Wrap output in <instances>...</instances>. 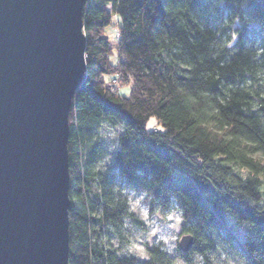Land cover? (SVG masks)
Segmentation results:
<instances>
[{
	"label": "trees",
	"instance_id": "16d2710c",
	"mask_svg": "<svg viewBox=\"0 0 264 264\" xmlns=\"http://www.w3.org/2000/svg\"><path fill=\"white\" fill-rule=\"evenodd\" d=\"M84 13L87 71L68 142L70 264H214L219 248L264 264V0H86ZM104 123L119 132L112 151ZM131 192L152 213L177 208L191 250L123 253L126 218L143 224Z\"/></svg>",
	"mask_w": 264,
	"mask_h": 264
},
{
	"label": "water",
	"instance_id": "95a60500",
	"mask_svg": "<svg viewBox=\"0 0 264 264\" xmlns=\"http://www.w3.org/2000/svg\"><path fill=\"white\" fill-rule=\"evenodd\" d=\"M86 0H0V264H70V111ZM192 235L179 242L183 252Z\"/></svg>",
	"mask_w": 264,
	"mask_h": 264
},
{
	"label": "rangeland",
	"instance_id": "374dc122",
	"mask_svg": "<svg viewBox=\"0 0 264 264\" xmlns=\"http://www.w3.org/2000/svg\"><path fill=\"white\" fill-rule=\"evenodd\" d=\"M117 21L118 17L115 15L114 23L106 30V33L111 38L117 33V27H115ZM107 77H111V74L107 75ZM119 89L121 93L127 95L130 92V85L121 84ZM153 120L156 121L155 118H152L151 122ZM100 135L107 147L112 151L116 147L119 136L118 130L104 123L100 127ZM131 206L142 220L143 224L138 225L130 221L126 222L123 240L121 242L116 241V243L122 247L123 253L136 256L143 260L148 258V245L163 244V246L175 256L182 235L180 234L182 220L181 212L177 208H173L166 213L159 211L152 213L140 196L132 198ZM233 222L237 224L236 218L233 219ZM212 257L214 264H241L237 260L238 256L227 254L225 251H222V248H219Z\"/></svg>",
	"mask_w": 264,
	"mask_h": 264
},
{
	"label": "bare ground",
	"instance_id": "6f19581e",
	"mask_svg": "<svg viewBox=\"0 0 264 264\" xmlns=\"http://www.w3.org/2000/svg\"><path fill=\"white\" fill-rule=\"evenodd\" d=\"M84 16H85V13H84ZM84 33H85V30H84ZM118 33V32H117ZM117 33L113 36V38L114 37H117ZM87 51V50H86ZM86 59H87V56H86ZM76 94V93H75ZM75 97V96H74ZM74 99V98H73ZM69 120H70V117H69ZM155 120H153L152 122L150 121V125H152V127L154 126V124H155ZM132 195V196H131ZM133 197H139L138 196V194H134L133 192H131L130 194H129V198H130V205H131V200H132V198ZM140 197H142L143 198V196H140ZM131 210H133V208H132V206H131ZM134 212H135V210H133ZM136 213V212H135ZM137 214V213H136ZM127 221H130L131 222V220L130 219H128V218H126V220H125V223L124 224H126V222ZM125 226V225H124ZM180 234H182L181 235V238L184 236V235H192L193 236V244H192V247L195 245V237H194V235L192 234V233H189V232H183L182 231V228H181V231H180ZM179 248H180V246H179ZM181 249V248H180ZM182 250V249H181ZM183 252V251H182ZM189 252V251H188ZM183 253H185V252H183ZM187 253V252H186ZM136 257V256H135ZM138 258V257H137ZM145 259H147V258H145ZM145 259H143V260H145ZM141 260V259H140Z\"/></svg>",
	"mask_w": 264,
	"mask_h": 264
}]
</instances>
